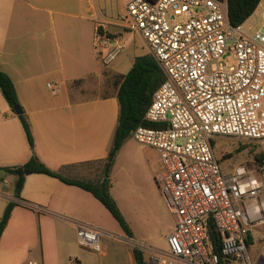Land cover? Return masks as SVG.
I'll return each instance as SVG.
<instances>
[{
  "label": "crops",
  "instance_id": "obj_1",
  "mask_svg": "<svg viewBox=\"0 0 264 264\" xmlns=\"http://www.w3.org/2000/svg\"><path fill=\"white\" fill-rule=\"evenodd\" d=\"M129 1L0 0V69L15 84L35 143L33 151L19 115L0 91V167L24 165L34 153L66 178H103L119 100L116 94L83 92L90 80L105 89L104 67L126 75L136 57L151 54L145 38L119 22ZM99 18L110 22L111 41L102 56L96 49ZM118 40L122 51L105 65V54ZM81 79L83 84L72 86ZM122 145L111 169V194L133 237L79 186L37 172L26 176L19 201L13 194L16 176L7 175L0 179V218L9 201L19 205L0 238V264H137V247L147 261L151 249H165L176 218L159 186L161 157L132 136ZM77 223L104 232L100 252L78 246ZM250 230L251 256L264 264L253 249L255 226Z\"/></svg>",
  "mask_w": 264,
  "mask_h": 264
},
{
  "label": "built area",
  "instance_id": "obj_2",
  "mask_svg": "<svg viewBox=\"0 0 264 264\" xmlns=\"http://www.w3.org/2000/svg\"><path fill=\"white\" fill-rule=\"evenodd\" d=\"M255 18L250 27L232 25L227 0H130L119 20L145 38L165 76L144 119L159 126L132 131L159 153V186L176 218L167 247L151 249L148 264H259L248 240L264 224V181L242 169L224 173L213 148L222 136L264 146V10ZM108 24L97 22L101 56L111 41ZM122 49L116 41L103 63ZM218 60L226 68L209 71ZM211 223L221 234L219 253ZM103 233L77 223L78 246L100 252Z\"/></svg>",
  "mask_w": 264,
  "mask_h": 264
},
{
  "label": "trees",
  "instance_id": "obj_3",
  "mask_svg": "<svg viewBox=\"0 0 264 264\" xmlns=\"http://www.w3.org/2000/svg\"><path fill=\"white\" fill-rule=\"evenodd\" d=\"M224 1V0H221ZM262 0H227L229 21L232 25L237 26L246 23L255 14ZM103 34V29L97 30V35ZM111 39V35L108 34ZM105 77V91L104 96L116 94L119 105V119L115 130L112 146L109 150L106 164L103 171V178L99 181L89 180H73L66 178L61 174L49 169L41 160L33 153L31 159L24 165L14 167H0V179L7 175L16 176L14 186V197L21 200V191L25 182V178L29 174L42 173L49 176L59 178L63 182L71 185L79 186L95 196L113 215L117 220L123 231L129 236L133 237V233L126 222L121 210L119 209L114 196L111 194V172L115 164L116 156L123 146L122 144L132 136V131L138 126L158 127L157 123L147 122L145 119L146 112L152 103L153 94L158 87L164 82L165 76L160 69V65L155 60L152 54H146L136 57L134 65L126 75L114 73L109 68L104 67ZM85 82L84 79L72 82V86H79ZM0 91L3 93L5 99L9 103L11 109L20 106L19 98L16 92L15 84L11 77L0 69ZM22 112L18 117L20 118L23 128L28 137V143L34 151L35 143L30 123ZM214 141V140H213ZM248 145L241 147L244 150ZM264 158L261 153L259 160ZM19 202L9 201L2 218H0V238L3 235L5 228L11 218L12 212ZM210 234L215 245V251L219 253L221 248V234L216 229L214 224H210ZM249 237L248 243L250 244ZM137 264H148L144 252L140 249H135Z\"/></svg>",
  "mask_w": 264,
  "mask_h": 264
},
{
  "label": "rangeland",
  "instance_id": "obj_4",
  "mask_svg": "<svg viewBox=\"0 0 264 264\" xmlns=\"http://www.w3.org/2000/svg\"><path fill=\"white\" fill-rule=\"evenodd\" d=\"M264 10V0H262V6L258 9V13ZM257 13V12H256ZM247 21V27H250L255 23V15ZM226 61H214L209 65V71L221 70L226 68ZM104 89L99 87L94 80H90L86 84L85 92L83 96H91L104 93ZM213 148L216 158L219 160L224 173L231 174L238 169H242L248 173L253 174L259 179L264 181V158L258 159L260 154H264V146L256 142L242 141L234 137H216L213 141ZM243 145H248L244 150L241 149ZM257 231V243L253 249L256 250V254L260 260L264 263V238L261 236L264 234V224L255 226ZM166 247V246H164ZM163 247V248H164ZM252 249V250H253Z\"/></svg>",
  "mask_w": 264,
  "mask_h": 264
},
{
  "label": "water",
  "instance_id": "obj_5",
  "mask_svg": "<svg viewBox=\"0 0 264 264\" xmlns=\"http://www.w3.org/2000/svg\"><path fill=\"white\" fill-rule=\"evenodd\" d=\"M14 111H15V113L17 115H21L22 112H23V110H22V108L20 106H16L15 109H14Z\"/></svg>",
  "mask_w": 264,
  "mask_h": 264
}]
</instances>
